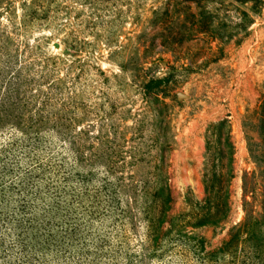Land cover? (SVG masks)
<instances>
[{
    "label": "rangeland",
    "instance_id": "1",
    "mask_svg": "<svg viewBox=\"0 0 264 264\" xmlns=\"http://www.w3.org/2000/svg\"><path fill=\"white\" fill-rule=\"evenodd\" d=\"M0 264H264V0H0Z\"/></svg>",
    "mask_w": 264,
    "mask_h": 264
},
{
    "label": "water",
    "instance_id": "2",
    "mask_svg": "<svg viewBox=\"0 0 264 264\" xmlns=\"http://www.w3.org/2000/svg\"><path fill=\"white\" fill-rule=\"evenodd\" d=\"M182 97H184L183 94H178V98H182Z\"/></svg>",
    "mask_w": 264,
    "mask_h": 264
},
{
    "label": "trees",
    "instance_id": "3",
    "mask_svg": "<svg viewBox=\"0 0 264 264\" xmlns=\"http://www.w3.org/2000/svg\"><path fill=\"white\" fill-rule=\"evenodd\" d=\"M79 255H80V256H82V254H81V253H80ZM81 258H83V257H80V259H81ZM84 259H85V258H84Z\"/></svg>",
    "mask_w": 264,
    "mask_h": 264
}]
</instances>
